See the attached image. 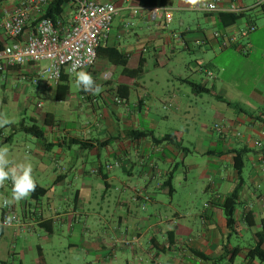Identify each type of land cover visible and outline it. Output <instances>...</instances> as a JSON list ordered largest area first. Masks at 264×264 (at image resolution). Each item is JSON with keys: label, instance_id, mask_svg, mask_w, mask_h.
<instances>
[{"label": "crops", "instance_id": "1", "mask_svg": "<svg viewBox=\"0 0 264 264\" xmlns=\"http://www.w3.org/2000/svg\"><path fill=\"white\" fill-rule=\"evenodd\" d=\"M25 1L28 0H6L0 6V23L12 18ZM94 1L116 7L111 33L103 40L101 48L119 50L125 55L127 66H115L106 58L98 57L103 63L96 66V62L87 72L102 91L95 94L79 85L83 101L91 104L102 101L103 105L98 107L101 123L97 121L83 127L73 122L74 128H64L61 132L56 116L51 112L45 115L42 123L49 130L44 129V140L35 138L33 155L45 158L53 154L51 160L59 171L55 178H49L46 186L42 178L32 173L35 183L48 192L39 200L30 195L27 199L13 201L10 207L17 216L15 225L6 226L2 222L3 202L12 199L13 183L6 180L0 185V264L14 260L22 235L37 234L38 228L48 233L51 224L52 233L48 234L52 237L56 225L61 223L66 224L70 236L76 234L79 238L70 247L93 253L94 264H122L120 253H124L125 264H259L248 259L247 254L255 246L254 235L264 231V21L259 25L248 13L226 27L223 25L228 19L222 22L221 13L194 11L184 0H157V6L153 7L162 9V16L154 22L149 12L153 7L142 6L140 0ZM219 5L223 10L233 6L255 8V4L253 7L240 5L239 0H220ZM166 11L173 15L171 23L165 19ZM37 13L30 8V20L22 40L35 31ZM176 13L180 14L179 29L169 32ZM188 13L201 14L208 27L203 28L198 22L194 31ZM74 14V5L70 3L64 7L59 21L69 25ZM251 24L257 29L242 37ZM216 33L221 36L216 37ZM227 36L234 37L235 41L232 46L223 47ZM13 42L0 31L1 48ZM176 45L187 52L198 45L204 46L208 61L195 68L201 79L197 82L184 72L174 77V72L170 71L171 77L162 89L161 99L153 101L144 81L147 57L153 54L159 66L157 57L167 55L166 50L174 54L178 49ZM241 48H247L249 53L244 55ZM46 66L47 62L23 67L6 65L0 76L33 81L37 72ZM140 67L143 72L136 76L125 72ZM202 67L212 72L215 79L209 80ZM106 73L111 75L108 81L103 79ZM71 78L76 79L75 75H70L69 82ZM191 83L204 86L208 92L197 93ZM38 84L43 92L53 93L50 81L42 79ZM57 86H54L56 96ZM120 86L127 88L120 92ZM202 94L216 99L217 103L213 104L216 119L210 127L204 125L201 133L190 136L187 128L180 129L174 121H187L186 115ZM116 98L122 103L118 104ZM47 115L53 117L49 118L50 126H46ZM31 120L37 123L35 118ZM217 124L224 127L222 134L216 131ZM8 129L12 133L6 136ZM92 129H97L98 134L91 133ZM138 133L143 135L138 136ZM184 133L189 135L187 140ZM14 134L11 124L0 127V147L10 145ZM167 135H175L182 148L169 140L161 141ZM186 141L191 147L185 146ZM259 143L263 147H259ZM236 156L243 159L241 174L235 167ZM14 159L10 160L12 165H15ZM91 161L93 166L87 170L86 165ZM115 163L119 166L111 171L105 169L106 164ZM171 172L174 176L168 182ZM96 185H103L104 197L109 191H115L116 205L126 207L128 216L134 218L128 223H124L122 217L115 224L106 223L105 232H108H103L101 241L92 239L90 230L79 222L85 214L81 204L90 203L84 193H89ZM237 188L240 193L234 211L236 225L229 229L224 204ZM145 197L149 200L143 208ZM247 215L254 221L251 227ZM42 223L49 224L41 226ZM249 235L252 243L239 245ZM234 237L238 244L233 246ZM124 241L131 245L121 252L119 246ZM41 250L40 247V253Z\"/></svg>", "mask_w": 264, "mask_h": 264}, {"label": "rangeland", "instance_id": "2", "mask_svg": "<svg viewBox=\"0 0 264 264\" xmlns=\"http://www.w3.org/2000/svg\"><path fill=\"white\" fill-rule=\"evenodd\" d=\"M256 0H239L240 5H247L253 7ZM258 22L264 21V14L258 9H253L249 12ZM191 19L192 29L196 30V23H200L203 28L208 26L204 23V18H202L199 13H188ZM180 14L176 13L175 21L169 25V32L178 31L179 24L178 18ZM187 27V26H186ZM210 29V28H208ZM192 36V35H191ZM199 35H197V38ZM176 48L177 45H176ZM167 55H159L158 62L159 66L156 65L157 59L153 54L148 55V63L145 67L144 81L151 92L153 101L156 99H161L162 89L166 85L167 79L171 76L170 71H173V76L176 77L181 72L189 75L192 79L199 82L201 77L195 72V68L199 63L208 61L206 57V52L204 46H197L193 51L187 52L182 49L175 50L174 54H171L168 50ZM102 60L97 61V65L102 64ZM190 67V70L188 68ZM99 68V67H97ZM119 68V67H118ZM121 69V68H119ZM88 71V70H87ZM85 71V72H87ZM76 78V74H75ZM53 85V93L43 92L39 84H34L33 81L28 80H18L12 77H2L0 76V115L11 120V125L18 124L23 119L30 121L32 118L37 120L39 127L49 130L48 127L43 125L44 117L47 113H53L61 123V132L64 128H74L71 123L82 124L83 127L90 123H101V110L98 108L102 106V101L99 103L91 104L90 102H85L81 99L80 88L76 83V79L71 78L69 82V95L65 101H57L55 99L56 89ZM179 86V84H177ZM188 88L187 86H183ZM189 89V88H188ZM99 98V97H98ZM5 99V103L3 102ZM80 99V100H79ZM186 115V120H175L174 124L181 128H187L190 131V136L194 133H201L203 126L210 125L216 119L215 112L213 111V104L217 103L216 99L208 94H202L200 98L197 99ZM183 115V113H182ZM186 124V125H185ZM10 125V124H9ZM188 125V126H187ZM76 126L75 128H79ZM81 128V127H80ZM97 129H92L91 133L94 135L98 134ZM12 132L10 129L5 131V135L8 136ZM82 134V132H79ZM14 140L10 145L4 146L8 148L9 160L13 158L15 165L18 164H31L33 168L34 177L42 178L44 186H46L50 177L55 178V173L59 171L51 160L53 154H48L50 156L37 158L33 155V142L37 140L23 132H15ZM189 135L184 133V138L187 140ZM186 147L189 143H185ZM3 148V147H0ZM14 150V153L12 151ZM95 161H97L95 159ZM105 158H101V162L104 164ZM94 162H89L86 165L87 170H91ZM102 182L99 180V183ZM98 183V184H99ZM60 191V190H58ZM86 191L84 193V198L89 199L90 203L81 204L80 208L85 212L84 218H80L81 221L88 230H90V237L94 240H102L103 232L106 234V223L115 224L118 222L119 217L124 219V223L132 222L134 218L128 216L126 207H119L116 205V195L115 191H109L108 196L104 197L105 189L102 185H96L93 190L89 193ZM56 200V199H55ZM73 202V197L70 199ZM135 210V207L132 206ZM140 214L141 212L138 211ZM143 214V213H142ZM19 215L22 217L21 210L19 209ZM82 225H80L81 227ZM87 232V229H85ZM68 227L66 224H57L55 227V233L52 237L44 230L38 228V233L30 235H22L18 241L19 248L16 250V255L10 264H94L95 257L93 253H83L81 248L70 247V244H75L79 241V238L74 234L70 236L68 233ZM78 233V232H77ZM52 239H51V238ZM90 237L86 238L88 240ZM30 238L29 241L26 239ZM50 238L51 240H48ZM238 239L234 237L232 239V245L238 244ZM248 243H252L251 235L245 237L244 241H240L239 245L247 246ZM40 247L41 253L40 255ZM129 246L120 244L119 251L125 252L128 250ZM24 250V251H23ZM124 254V253H123ZM123 254L120 253L119 261L125 264V259Z\"/></svg>", "mask_w": 264, "mask_h": 264}, {"label": "built area", "instance_id": "3", "mask_svg": "<svg viewBox=\"0 0 264 264\" xmlns=\"http://www.w3.org/2000/svg\"><path fill=\"white\" fill-rule=\"evenodd\" d=\"M50 0H28L22 3V7L16 14L7 20L0 23V31H4L9 38L14 42L11 45L0 48V73L5 69V66L23 67L25 65L41 64L47 62L48 66L37 72L33 79L34 84L40 83L42 79L58 85L64 73L75 75L78 71L91 70L98 60V49L102 46V42L106 39L112 30L114 18L117 15V9L112 4H102L94 0H71L74 5L75 14L72 22L69 25H62L61 21H54L50 17H46V9L50 5ZM210 7L197 6L192 8L194 11L206 13H241L246 12V8L230 7L228 10L220 8V0L207 1ZM264 5V0H257L254 7ZM36 9L38 17L36 19L35 31L22 38L25 35L27 23L30 20V8ZM150 19L154 22L158 21L162 16V9L153 7L149 9ZM139 10L135 11L138 14ZM165 19L167 23H171L173 15L166 11ZM257 29L255 24H251L249 29L242 33V37H246L249 33ZM220 37V33L215 34ZM234 37H225L223 39V47L232 46ZM244 55L249 53L247 48H241ZM78 67L73 70V66ZM202 70L205 71L204 67ZM209 80L215 79V76L210 71H205ZM109 73L104 74L105 81L110 80ZM118 104L122 100L116 98ZM215 129L218 133L224 132V127L217 124ZM263 147L262 143L258 144ZM119 163L106 164L107 171L118 167ZM264 172V168L262 170ZM148 197L144 198L143 208L146 207ZM3 218L7 216L14 217L12 226L17 223V216L10 205L5 206L3 202ZM5 225V224H4ZM125 246H130L131 242L124 241Z\"/></svg>", "mask_w": 264, "mask_h": 264}, {"label": "trees", "instance_id": "4", "mask_svg": "<svg viewBox=\"0 0 264 264\" xmlns=\"http://www.w3.org/2000/svg\"><path fill=\"white\" fill-rule=\"evenodd\" d=\"M6 0H0V6L5 2ZM71 3V0H52L50 2V5L48 7V10L46 11V17L52 18L54 21H58L60 17L62 16L64 12V7ZM140 4L142 6H148L153 7L157 6L158 2L157 0H140ZM260 9L262 12H264V5L252 8L250 10H247L246 12L241 13H221L219 14V18L222 22L225 21V19H228L227 22L224 23L223 26H230L235 24L238 20L246 17L249 12H251L253 9ZM1 48V47H0ZM98 57L106 58L112 65L124 67L127 66V59L125 55H123L119 50L116 48H99L98 49ZM128 74L131 75H138L143 72V67H140L139 69H136L134 71H130L128 69L125 70ZM69 74L64 73L62 76V79L60 83L57 86V96L56 99L58 101H65L69 95L70 87H69ZM192 88L199 94L208 92V89H206L204 86H201L200 84L191 83ZM122 88H127L126 86H120L119 91L122 90ZM121 92V91H120ZM49 118L53 117L51 115H47L45 122L46 126H50L49 124ZM12 129L15 132H23L26 135L32 136L39 140L45 139V130L44 128H41L38 126V124L33 121H27L26 119H23L18 124L12 125ZM142 133H138V136H142ZM170 141L172 144L177 146L178 148H182V145L178 142V139L175 135H167L165 136L161 141ZM235 167L238 170V172L241 174V170L243 168V159L242 157L236 156L235 159ZM174 176V172H171V176L168 179V182H171ZM48 190L45 188L40 187L36 184L35 191L31 193V197L34 200H39L42 197H44L47 194ZM239 193L240 190L237 188L235 192L230 195L224 204V212L227 219V227L229 229H234V226L236 225V222L234 220V211L236 209L238 200H239ZM246 220L248 223V226L251 227L254 225V221L251 218V215L246 216ZM45 224L49 223H42L41 226H45ZM48 233H52V226L50 224V228ZM255 239V246L251 249H249L247 257L250 260H256L259 262V264H264V231H260L254 235ZM42 255V253H40Z\"/></svg>", "mask_w": 264, "mask_h": 264}, {"label": "clouds", "instance_id": "5", "mask_svg": "<svg viewBox=\"0 0 264 264\" xmlns=\"http://www.w3.org/2000/svg\"><path fill=\"white\" fill-rule=\"evenodd\" d=\"M184 3L192 8L197 6H211L208 5L207 0H184ZM76 67H78V65H74L73 70H75ZM76 83L77 85H82L85 91H94L95 94H99L102 91V88L95 84L91 74L82 70L76 72ZM11 123V120L0 115V127H4L5 125ZM7 156L8 148H0V185H3L6 180H11L13 183L12 199L5 200V206L10 205L13 201L27 199L36 188V183L32 176L33 168L31 164L12 165V162L7 158ZM13 219V216H7L4 220V224H11Z\"/></svg>", "mask_w": 264, "mask_h": 264}]
</instances>
